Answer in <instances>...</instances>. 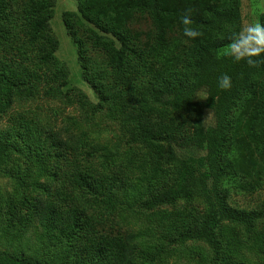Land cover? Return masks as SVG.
<instances>
[{"label":"trees","instance_id":"1","mask_svg":"<svg viewBox=\"0 0 264 264\" xmlns=\"http://www.w3.org/2000/svg\"><path fill=\"white\" fill-rule=\"evenodd\" d=\"M75 1L77 10L64 12L62 22L76 45L81 76L98 97L91 104L76 94V101L88 105L91 115L112 103L114 115L128 128V140L138 143L148 157L154 185L165 182L157 168L168 167L172 172L167 185L142 208L153 211L178 201L196 202L202 214L187 217L179 232L165 230L168 243H203L209 250L206 264H255L239 257L217 235L226 223L239 227L242 238L250 241L264 220V206L242 209L228 203L232 188L250 192L264 181V51L238 61L231 52L241 38L242 0ZM54 6L55 0H0V39L20 40L16 17L24 19L20 32L23 44L34 46L36 69L26 67L25 51L18 58H0V118L15 101L31 97L34 87L42 83L48 85L47 95L67 98L68 91L63 89L68 85V71L54 56L59 43L49 26ZM186 13L190 27L200 33L195 39L183 35L181 18ZM260 20L264 26V13ZM139 22L153 34V43L144 41L143 50L135 29ZM227 47L229 51L224 52ZM145 51L160 60L157 68L141 67L147 62L146 57L141 62ZM98 53L106 58L110 74L97 65L94 54ZM143 74H149L146 82ZM224 74L231 78L227 90L217 86ZM128 75L138 81L136 89L123 85ZM111 83L121 84L122 89ZM200 93L211 99L208 108L199 99ZM183 113L191 121L184 120ZM239 133L254 152L245 173L238 158ZM9 137L0 130V168L19 153ZM46 140L49 164L44 169V194L24 195L4 216L18 230L35 220L40 237L58 241L60 252L48 261L0 251V264H152L153 258L136 235L116 229L112 218L127 181L103 171L104 167L103 172L79 167V152L85 146L80 140L63 141L54 133ZM89 148L86 154L90 156L100 151L95 145ZM172 219L168 214L165 227ZM152 254L155 258L158 251Z\"/></svg>","mask_w":264,"mask_h":264},{"label":"rangeland","instance_id":"2","mask_svg":"<svg viewBox=\"0 0 264 264\" xmlns=\"http://www.w3.org/2000/svg\"><path fill=\"white\" fill-rule=\"evenodd\" d=\"M19 10V7H16ZM75 0H55L53 15L49 26L52 34L57 38L59 46L55 52L58 63L64 65L68 71L67 98H58L47 95L48 85L45 83L34 87L33 95L27 99L17 100L9 111L0 118V130L7 132L12 141L19 147V153L12 155L10 163L0 168V251L15 254L43 257L48 261L57 258L60 252V243L56 240H46L40 237L35 220L24 230H18L15 226L8 225L5 220V212L12 203H17L22 197L32 198L44 194V171L49 161L46 160L45 147L48 145L46 138L54 133L63 141H81L84 148L79 152V167L89 166L93 170L116 173L127 181L125 192L119 193L117 203L111 211L112 218L117 222L119 231H132L143 248L153 258L152 264H206L209 250L203 243L186 242L185 244H169L166 231H181L183 222L187 217L202 214V207L196 202L178 201L174 205L163 206L153 211H146L142 204L153 194L159 192L165 185L171 170L157 168L158 175L164 179V183L154 185L155 176L148 166V157L138 143L128 140V128L120 121L119 115H114L112 103L101 112L91 115L88 105H80L76 94L83 95L91 104L98 102L97 94L91 86L83 80L77 55L76 45L73 43L62 22V14L66 11H76ZM260 13H264V0H242V31L238 44L242 51L256 47V43L248 37L246 29L254 24L261 25ZM18 16V15H17ZM19 39L16 43H10L0 39V58H18L19 53L25 51V65L29 69L36 70L33 65L32 47L23 44L20 31L24 30V19L16 17ZM141 48L144 49V41L153 43V34L143 22L135 25ZM148 33V38L142 34ZM146 50V49H145ZM225 48L224 52H228ZM231 52L236 50L231 47ZM142 66L149 69L157 68L160 60L153 57V53L144 52ZM98 66L106 68L108 74V62L100 53L94 54ZM96 62V61H95ZM143 67V68H145ZM154 72V70H151ZM135 77L138 73H134ZM133 74V75H134ZM144 75V74H143ZM149 74H145L144 77ZM142 79V81H147ZM129 83V84H128ZM136 89L138 81L128 75L123 85ZM113 88L122 89L121 84L113 85ZM123 86V87H124ZM199 99L208 108L211 99L205 93L199 94ZM208 102V103H207ZM208 122L211 121V112L207 109ZM184 120H190L187 113L181 114ZM191 121V120H190ZM83 140V141H82ZM238 158L241 170L245 173L250 169L254 152L247 144V140L238 134ZM95 145L100 151L93 156L86 154L89 146ZM41 147V148H40ZM136 152L131 153L132 150ZM138 149V150H137ZM90 158H89V157ZM49 158V157H48ZM51 159V158H49ZM102 171V172H103ZM164 172L165 174H162ZM249 189L253 191L243 192L232 188L229 204L234 208L253 209L264 206V181L260 186ZM53 192V190H52ZM168 214L173 215L170 224L165 227ZM172 228V229H171ZM172 230V231H171ZM264 220L257 226L250 241H245L239 227L231 224H223L217 230L218 237L229 246L239 257L255 264H264ZM167 232V233H168ZM154 251L158 255L154 258ZM206 257V258H205Z\"/></svg>","mask_w":264,"mask_h":264},{"label":"clouds","instance_id":"3","mask_svg":"<svg viewBox=\"0 0 264 264\" xmlns=\"http://www.w3.org/2000/svg\"><path fill=\"white\" fill-rule=\"evenodd\" d=\"M181 22L185 26L183 28V35L185 37L189 39H195L200 35L198 31L190 27L192 21L187 13L182 16ZM246 33L248 34V37L246 38H251L254 40L257 46L248 48L246 51H242L240 46L234 43L233 48L237 52L235 56L237 61L240 60L244 55L257 56L262 51H264V26H261L259 23L251 25L246 29ZM248 63L255 64L256 62L253 60H248ZM217 86L222 90L229 89L231 87V78L227 74L222 75L217 81Z\"/></svg>","mask_w":264,"mask_h":264}]
</instances>
